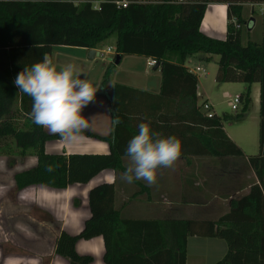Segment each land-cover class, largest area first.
Returning <instances> with one entry per match:
<instances>
[{
  "label": "trees",
  "instance_id": "16d2710c",
  "mask_svg": "<svg viewBox=\"0 0 264 264\" xmlns=\"http://www.w3.org/2000/svg\"><path fill=\"white\" fill-rule=\"evenodd\" d=\"M183 2L201 4L191 28L190 34L194 36H189L187 43L180 35ZM206 2L226 3L227 23L220 44L196 36ZM246 3L260 6L263 26L257 41L247 39L241 43ZM231 17L237 27L230 21ZM55 45L98 50L110 46L111 63H117L124 54L155 60L160 73L157 92L113 84L110 112L113 118L119 117L120 123L111 133L106 153H47L43 149L46 140L60 136L33 122L29 116L32 98L22 94L14 80L24 67L42 61L44 55L50 56ZM196 53L204 54L206 59L211 54L217 55L216 82L247 84L237 97L241 102L240 112L205 115L201 104L196 102V77L183 65L185 58ZM1 58L5 61L0 66V152L7 150L9 143L5 139L8 138L18 155L30 152L36 158L32 167L14 174L16 189L86 182L105 168L122 172L125 170L122 158L127 155L129 140L138 133L140 123H149L152 131L164 137L174 135L181 141L183 159L190 160V155L207 156L209 166L215 168L220 166L222 157L245 158V170L250 168L256 180L246 179L239 189L248 185V191L236 198L227 213L207 221L201 230L226 243L225 253L212 264H264V217L249 214L256 210L258 199L264 197V0H99L97 5L91 0H0ZM109 68L104 71L102 83L108 78ZM253 82L258 84L257 150L244 155L225 134L222 123L241 117L247 110L251 101L249 85ZM179 104H185V109H179ZM16 113L23 119L20 123L13 120ZM84 134L103 138L90 131ZM49 165L53 171L46 170ZM113 198L112 182L93 185L87 193L89 216L76 234L59 232L54 252L65 257L67 264H89L91 256L77 253L74 243L77 238L100 235L104 264H184L186 234L201 233L195 221L168 222L173 235L165 237L170 232L164 228V222L148 219L142 223L157 227L156 240L152 243L148 237L143 238L145 245L138 246L132 241L128 244L119 230L124 231L128 221L118 216ZM241 215L252 218L248 220ZM174 231H181V235H174Z\"/></svg>",
  "mask_w": 264,
  "mask_h": 264
},
{
  "label": "crops",
  "instance_id": "0c3cea01",
  "mask_svg": "<svg viewBox=\"0 0 264 264\" xmlns=\"http://www.w3.org/2000/svg\"><path fill=\"white\" fill-rule=\"evenodd\" d=\"M71 1L79 2L80 0ZM91 1L94 5L99 2V0ZM224 7L226 10V3L224 2H206L204 4L196 27V36L198 35L203 39L209 38L208 36L221 37L222 27L224 24L226 27L227 23V21L224 23ZM200 8L201 4L198 2H183L182 4L180 35L184 43L189 42V36H194L190 34L191 28ZM183 36L186 38L183 39ZM82 49L85 52L87 50L86 48ZM111 56L112 54L107 52V60ZM122 56L115 67H122ZM144 58L148 59L145 56ZM4 61V58L0 59V66L3 65ZM126 65L127 63H125L123 70L127 75L135 74V82L113 80L112 76L109 77L108 75L109 78L105 81L107 87L102 85V88L96 92L97 97L95 96V98L103 96L106 100L105 108L103 105L104 113L102 109H95L96 102L90 103L86 111L82 113V115L86 114V119L89 122L88 131L103 136V138L84 133L74 143H69L61 137L51 138L43 143L45 152H63L64 154L70 152L106 153L109 150L111 139L109 129L113 120L110 112L113 84L121 83L137 90L153 93L159 89L160 73L158 68L151 66L150 74L146 69H142L143 73L139 74L141 79L137 82L138 71L127 70ZM183 65L196 77L195 92L198 104V97H201V94H198L197 73L194 70L198 65L190 66L187 58H185ZM150 76L153 77V81L149 84L148 78ZM142 78H145L146 82ZM246 88L247 84L239 86L236 95ZM249 91L250 104L256 105L257 113L258 84L256 82L251 83ZM203 99L209 102L210 108L214 112L209 98L205 95ZM97 100L100 103L101 99ZM178 107L184 110L186 105L180 106L179 104ZM15 116L13 117L15 122L20 123L23 120L17 113ZM256 121L258 123V113ZM44 129L49 132L48 129ZM222 129L224 130L223 124ZM225 134L228 136L226 132ZM228 137L244 155L253 154L244 152L241 144L230 136ZM5 141L9 143L7 150L4 149L6 151L0 152V264H67L65 257L54 252L55 239L60 231L68 234H76L79 231L83 221L89 216L88 190L100 182H112L114 185L112 205L117 210L118 216L122 220L128 221L124 231L119 229L124 242L127 241L126 243L131 244L130 241H132L135 244L138 243V246H142L145 245L143 238L150 237V241L153 243L157 238V227L142 223L148 219L164 222L162 223L164 228L170 232L169 234L166 233L165 237H169L173 233V229L168 227V222L191 220L195 221L201 233L186 234L184 264H212L223 256L226 243L222 238L203 234L201 227L204 230L207 221L217 220L221 215L227 213L230 206L235 204L236 198L246 193L249 188L248 185L240 189L239 187L245 183L246 179H255L250 168L245 170L246 160L244 157H222L219 159L220 166L212 168L208 164L207 156L190 155V160L179 156L172 167L158 170L154 184L135 179L132 183H128L120 178L130 162L129 157L125 155L122 158L125 170L122 172L116 173L113 169L105 168L98 171L86 182L69 183L64 187L40 184L27 185L16 189L14 174L32 167L36 158L30 152L18 155L10 145V140L6 138ZM222 162L230 164L225 167L222 166ZM113 173H115V179ZM256 207V210L249 214L256 215L258 218L264 217V197L258 199ZM252 215L241 216L251 220ZM152 228H155L154 232L151 231ZM177 233L181 235V231H174V235ZM203 243L208 246L202 250L201 245ZM74 249L79 254L90 255L92 260L89 264H104L102 259L104 246L100 235L90 238H77Z\"/></svg>",
  "mask_w": 264,
  "mask_h": 264
},
{
  "label": "clouds",
  "instance_id": "9594fccd",
  "mask_svg": "<svg viewBox=\"0 0 264 264\" xmlns=\"http://www.w3.org/2000/svg\"><path fill=\"white\" fill-rule=\"evenodd\" d=\"M14 84L22 94L32 98L29 116L33 122L69 143L76 142L89 130V122L81 113L95 102L96 92L102 87L82 79L75 64L58 67L49 55L31 67H24ZM119 123V117H114L110 133ZM138 129L128 142L126 154L130 162L120 178L128 183L135 179L154 184L158 170L172 167L179 158L181 141L174 135L164 137L152 131L149 123H140ZM46 170L54 169L49 165Z\"/></svg>",
  "mask_w": 264,
  "mask_h": 264
},
{
  "label": "rangeland",
  "instance_id": "374dc122",
  "mask_svg": "<svg viewBox=\"0 0 264 264\" xmlns=\"http://www.w3.org/2000/svg\"><path fill=\"white\" fill-rule=\"evenodd\" d=\"M224 23L227 21L226 10L224 7L223 11ZM251 17V21L248 19ZM243 38L241 43H245L247 39L257 41L262 34V18H261V9L257 5L244 4L243 5ZM247 27V29L245 28ZM225 32V24L222 27L221 37L208 36V40L215 43H222ZM186 37L183 36V39ZM110 47V46H108ZM111 51L112 48L110 47ZM99 54L95 55L92 58H87L86 52L76 46L68 45H55L52 46V51L50 57L53 58V61L59 66L66 65L68 63H73L76 65L77 69L81 72V78H87L94 83H100V85H105L107 87V82L102 84V77L104 71L109 68L110 73L109 77L112 76L113 80H123L125 82L134 83L135 74L127 75L125 73V63L127 70H136L138 75L142 72V69H146L149 72L152 71L151 66L146 64V59L142 55L138 54H124L122 56V67H115L116 63H111L107 60V51L106 46H103L99 50ZM188 63L190 66L193 64L198 65L201 69L195 71L197 73V87L198 94H201V97H198L200 103L201 99L206 95L212 103V108L217 115H220L223 112H226L229 115H234L235 113L240 112L241 102H238L236 108L233 109L230 106L231 98L236 96L239 86L246 85L245 82H216L214 79V73L216 69V60L217 55L211 54L209 58H205L204 54L196 53L192 56H188ZM115 67V68H114ZM203 68V70H202ZM114 71V73H113ZM143 73V72H142ZM150 74V73H149ZM108 77V78H109ZM141 79L140 75L137 77V82ZM144 82H146L145 78ZM153 77L148 78V83H152ZM102 88V87H101ZM245 89H242L240 92H243ZM235 94V95H234ZM97 97V96H96ZM97 103L95 109H102L104 113V108L106 105V100L103 96L95 98ZM97 99H101L100 103ZM201 104V103H200ZM104 105V108H103ZM88 107V106H87ZM86 108L83 109L82 113L86 111ZM91 107V106H89ZM203 110V109H202ZM81 113V114H82ZM86 117V114H83ZM256 105L249 104L247 110L243 113L241 117L230 118L223 121V128L225 132L241 144L244 152L254 153L257 150V121H256ZM222 166H227L230 163L222 162ZM203 248H207V244L203 243L201 245Z\"/></svg>",
  "mask_w": 264,
  "mask_h": 264
},
{
  "label": "built area",
  "instance_id": "2783aa9c",
  "mask_svg": "<svg viewBox=\"0 0 264 264\" xmlns=\"http://www.w3.org/2000/svg\"><path fill=\"white\" fill-rule=\"evenodd\" d=\"M230 21L232 22V24H233L235 27L238 26V24L235 22V20H234L233 17L230 18ZM106 51H107V52H110V53L112 54V51H111L110 47H106ZM110 58L112 59V57H110ZM146 63H147L148 66H153V65L155 64V60H154L153 58H148V59L146 60ZM200 69H201V68L198 67V66H196V67L194 68L195 71L200 70ZM237 97H238V95L233 96V97L231 98L230 106H231V108H233V109L236 108V105H237V103H238V98H237ZM201 108L204 110L206 116H210V115H211L212 110H211V108H210V104H209L208 101H206V100L203 99V101L201 102Z\"/></svg>",
  "mask_w": 264,
  "mask_h": 264
},
{
  "label": "water",
  "instance_id": "95a60500",
  "mask_svg": "<svg viewBox=\"0 0 264 264\" xmlns=\"http://www.w3.org/2000/svg\"><path fill=\"white\" fill-rule=\"evenodd\" d=\"M98 53H99V50H98V49L88 48V49L86 50V56H87V58H92L93 55H97ZM116 59H117V58H116ZM116 59H114V60H116ZM108 60L110 61L111 58L108 57ZM153 66H154V68H155V67H156V64H154Z\"/></svg>",
  "mask_w": 264,
  "mask_h": 264
}]
</instances>
